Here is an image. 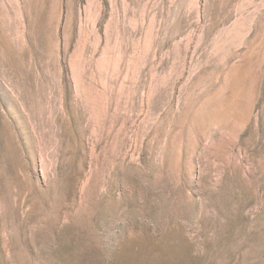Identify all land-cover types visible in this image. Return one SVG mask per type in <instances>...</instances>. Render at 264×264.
Instances as JSON below:
<instances>
[{
  "label": "rangeland",
  "instance_id": "obj_1",
  "mask_svg": "<svg viewBox=\"0 0 264 264\" xmlns=\"http://www.w3.org/2000/svg\"><path fill=\"white\" fill-rule=\"evenodd\" d=\"M0 264H264V0H0Z\"/></svg>",
  "mask_w": 264,
  "mask_h": 264
}]
</instances>
